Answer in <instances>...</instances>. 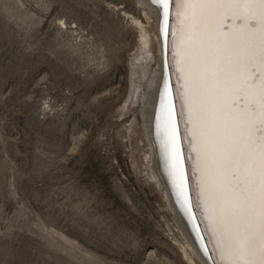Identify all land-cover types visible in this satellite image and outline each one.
I'll return each instance as SVG.
<instances>
[{
	"label": "rangeland",
	"instance_id": "1",
	"mask_svg": "<svg viewBox=\"0 0 264 264\" xmlns=\"http://www.w3.org/2000/svg\"><path fill=\"white\" fill-rule=\"evenodd\" d=\"M138 21L141 0H0V264H196L136 149Z\"/></svg>",
	"mask_w": 264,
	"mask_h": 264
},
{
	"label": "snow or ice",
	"instance_id": "2",
	"mask_svg": "<svg viewBox=\"0 0 264 264\" xmlns=\"http://www.w3.org/2000/svg\"><path fill=\"white\" fill-rule=\"evenodd\" d=\"M170 5L175 0H150ZM198 6L192 15L193 45L190 80L203 96L210 143L233 169L221 180L229 195L218 199L221 251L229 264H264V0H180ZM214 6H233L223 21L239 19L236 32L209 26L206 18L220 15ZM259 6V7H256ZM220 32L217 36L216 33Z\"/></svg>",
	"mask_w": 264,
	"mask_h": 264
},
{
	"label": "bare ground",
	"instance_id": "3",
	"mask_svg": "<svg viewBox=\"0 0 264 264\" xmlns=\"http://www.w3.org/2000/svg\"><path fill=\"white\" fill-rule=\"evenodd\" d=\"M141 1L145 5L147 17L153 22L149 29L142 22H137L142 28L141 48L144 50V54L141 58L145 60L143 70L147 74L152 62L156 63V69L151 71L153 78L150 77L152 81L147 86V92H144L142 118L145 136L139 133L138 127L134 129L136 149L147 148L153 173L168 198L177 226L192 248L196 264H212L207 250L199 240V235L186 208L189 202L188 191L184 179L185 174L182 172V168L184 169L182 154L174 122L173 104L170 100V86L165 78L163 61L162 28L164 18L162 17L161 22L160 17L163 16V10L168 5L152 4L150 0ZM197 7L183 4L180 0H175L173 4L169 43L170 62L179 98L184 136L192 160L191 167H193L195 175L193 181L197 188L196 195L198 194L199 205L206 218L215 258L219 264H229L228 257L221 251L222 242L214 205L218 199H226L229 195L225 189L220 187V183L223 178L230 175L233 169L228 166L226 160H221L215 146L210 143L208 121L201 109L204 98L198 88H193L190 80L191 63H186L189 57L198 52V48L193 45L190 39L194 21L192 11ZM214 7L218 9L220 15L210 19L206 18L201 25L200 39L209 38V26L219 28L223 22L225 26L222 28V32L227 33L239 31L237 26L243 23L239 19L223 21V15L225 13L230 14L233 6ZM216 35L219 36L220 32L218 31ZM155 51L158 54H155ZM138 87L139 83L135 84L134 81L133 94L137 92ZM137 158L135 161L140 168L143 161L141 159L139 161Z\"/></svg>",
	"mask_w": 264,
	"mask_h": 264
},
{
	"label": "water",
	"instance_id": "4",
	"mask_svg": "<svg viewBox=\"0 0 264 264\" xmlns=\"http://www.w3.org/2000/svg\"><path fill=\"white\" fill-rule=\"evenodd\" d=\"M173 4L168 5L163 10V16L161 15L160 21L162 22V17L164 18V26L162 28L163 34V61L165 74H167L166 81L169 82L170 86V100L173 104V113L175 116L174 122L176 124L178 139L180 144V150L182 154L183 166L182 172L185 174V184L187 185L188 198L189 202L187 204V209L190 218L192 219L193 225L195 227L196 232L198 233L199 240L202 242L203 246L207 250L208 256L212 264H219L215 258V251L211 246L210 235L208 234L207 222L205 216L202 214L201 207L199 205L198 194L196 195L197 188L194 183V170L191 167V156L190 152L187 148V142L184 136L183 129V120L179 110V98L177 95V90L175 87L174 74L172 70V64L170 62V34H171V23L173 17ZM166 76V75H165ZM200 210V211H199Z\"/></svg>",
	"mask_w": 264,
	"mask_h": 264
}]
</instances>
